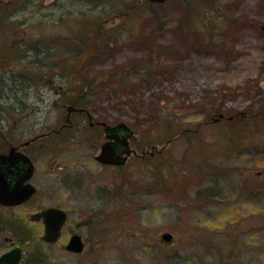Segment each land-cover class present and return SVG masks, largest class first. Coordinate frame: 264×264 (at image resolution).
<instances>
[{
	"label": "rangeland",
	"instance_id": "374dc122",
	"mask_svg": "<svg viewBox=\"0 0 264 264\" xmlns=\"http://www.w3.org/2000/svg\"><path fill=\"white\" fill-rule=\"evenodd\" d=\"M47 4L0 8L27 20L26 43L17 37L23 46L10 57L18 61L27 47L56 38L66 66L60 91L76 96L64 88L69 68L75 85H95V93L73 86L75 94L89 93L98 108L121 114L148 151L152 144L162 151L116 169L96 162V137L61 142L58 175L74 165L85 174L76 175L61 239H42L44 226L30 218L35 205L4 210L0 252L10 248L8 235L24 249L22 264H264V0ZM9 30L0 18L4 55L15 39ZM146 66L155 73L150 80L140 75ZM80 67L92 79L79 80ZM220 114L225 118L214 122ZM67 201L56 193L37 208ZM73 231L86 239L82 253L66 248Z\"/></svg>",
	"mask_w": 264,
	"mask_h": 264
},
{
	"label": "flooded vegetation",
	"instance_id": "af4514ba",
	"mask_svg": "<svg viewBox=\"0 0 264 264\" xmlns=\"http://www.w3.org/2000/svg\"><path fill=\"white\" fill-rule=\"evenodd\" d=\"M58 1L53 0L47 4L46 0H0L2 7L23 8L29 5H55ZM14 14V11H12ZM9 13H0V18L8 24L9 34H14L13 40H10V46L6 47L5 55L0 52V103L6 102L3 110H0V134L5 138V142L0 144V156L5 155V161L0 163V171L4 172L7 179L13 185L12 188L21 183L22 186L33 185L36 189L31 197L19 204H1L0 211L11 210L23 206H29L35 209L30 215L39 212L48 207H57L67 212V221L63 225L61 236L69 220V208L73 204L76 194V175L79 178L85 174L82 172L83 166H73L74 171H69L68 176L58 175L64 169L60 165V144L61 142L81 141V139L90 140L96 137L94 158L96 162L103 167H114L122 169L132 160H152L156 154L161 153L157 145L152 144L154 150H147L148 144L139 141L138 131L123 120L121 114L114 116L101 108L92 101L91 96L75 94L74 74L68 70L67 79L63 81L65 90L72 92L75 97L65 94L64 90L60 91V72L66 70V66L60 63L59 51L57 52L58 43L56 38H46L43 42H38L40 49L28 47V51L21 52L20 59H13L8 52L13 47L23 46L26 43V36L22 37L26 30H21L22 25L27 21L12 18ZM19 24L17 25L16 24ZM16 24V26L14 25ZM15 26V28H14ZM17 37H21L23 45L17 44ZM40 41H42L40 39ZM40 43V44H39ZM12 49V50H11ZM31 50V51H30ZM32 53V54H31ZM5 61V63H4ZM70 64H67L69 66ZM72 65V64H71ZM72 77V78H70ZM68 93V91H67ZM48 102V103H47ZM44 103L50 108H62L61 110H44ZM43 114H55L52 117ZM140 114V113H136ZM237 116V115H236ZM225 118V114H220L214 122H220ZM233 120L235 115L227 116ZM121 122H126L132 128V134L127 135L124 128L117 127ZM187 131V130H186ZM16 137L13 138V135ZM29 137L24 138L25 135ZM184 135V132L181 136ZM127 140L124 145L117 143V153L122 157L127 156L125 163L122 164H103L96 159L100 153L103 143L107 141H116L120 138ZM173 138V137H172ZM169 138L170 141L172 139ZM164 147V146H163ZM49 161V164L47 163ZM153 162V161H152ZM48 165V167H47ZM80 172H76V171ZM81 180V179H80ZM58 193L61 197L66 198L65 202L43 204V200H52ZM91 218H84V225H88ZM44 226L43 219L34 220ZM74 234H80L82 240L87 244L83 234L79 232H70L69 239ZM3 240L10 244V248L0 252V255L14 247L22 248V260H24V249L16 243L12 236L4 235ZM58 240V241H59ZM172 242V241H171ZM48 243V242H46ZM50 244V243H49ZM72 252V251H71Z\"/></svg>",
	"mask_w": 264,
	"mask_h": 264
},
{
	"label": "water",
	"instance_id": "95a60500",
	"mask_svg": "<svg viewBox=\"0 0 264 264\" xmlns=\"http://www.w3.org/2000/svg\"><path fill=\"white\" fill-rule=\"evenodd\" d=\"M154 3H163L166 0H149ZM264 31V24L262 25ZM117 127L124 128L127 135L132 134V128L126 123L121 122ZM127 137L120 138L116 141H107L103 143L100 153L96 156V159L103 164H122L125 163L127 156L122 157L117 153V143L124 145ZM5 155L0 156V163L5 161ZM10 181L7 179L4 172L0 171V205H15L24 202L29 199L36 189L33 185L29 184L22 186L21 183L13 188ZM67 212L61 208L48 207L42 211L35 212L32 216V220L43 219L45 224L44 234L42 239L48 243H56L62 232L63 225L67 221ZM174 238V234L166 232L163 234V239L166 242H171ZM86 247L85 242L82 240L80 234H74L66 245L67 250L81 253ZM22 260V248L14 247L7 252L0 255V264H21Z\"/></svg>",
	"mask_w": 264,
	"mask_h": 264
},
{
	"label": "trees",
	"instance_id": "16d2710c",
	"mask_svg": "<svg viewBox=\"0 0 264 264\" xmlns=\"http://www.w3.org/2000/svg\"><path fill=\"white\" fill-rule=\"evenodd\" d=\"M80 55H77V58L80 59ZM84 60H82V63H83ZM77 78L79 80H90L92 79L91 77H89L88 75H86V73L82 72V68L80 67L77 71ZM140 75L144 76L145 78H147L148 80L151 79V77H154L155 76V73H152V69L150 68V70H148V67L146 66L143 70H141V73ZM74 79H76V73L74 74ZM85 88V87H90L91 88H94L95 85H93V83L91 81L87 82V83H81V82H77L76 85H75V89H78V88ZM77 93L81 94V95H84L85 93L81 92V91H78ZM91 93H95L94 90L91 89ZM88 94H85V96H88Z\"/></svg>",
	"mask_w": 264,
	"mask_h": 264
}]
</instances>
